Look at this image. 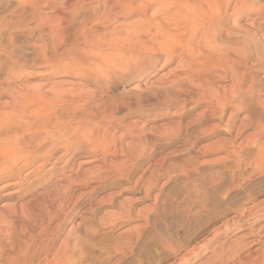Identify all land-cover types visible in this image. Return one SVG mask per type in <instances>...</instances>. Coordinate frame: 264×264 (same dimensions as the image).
Masks as SVG:
<instances>
[{"label": "rangeland", "instance_id": "1", "mask_svg": "<svg viewBox=\"0 0 264 264\" xmlns=\"http://www.w3.org/2000/svg\"><path fill=\"white\" fill-rule=\"evenodd\" d=\"M159 1L0 0V264L264 255V0Z\"/></svg>", "mask_w": 264, "mask_h": 264}, {"label": "bare ground", "instance_id": "2", "mask_svg": "<svg viewBox=\"0 0 264 264\" xmlns=\"http://www.w3.org/2000/svg\"><path fill=\"white\" fill-rule=\"evenodd\" d=\"M80 1V0H79ZM119 2L121 1H125V0H118ZM127 1V0H126ZM142 1V6L139 8L140 9V11H142L143 13L146 11V9L148 8V6L145 4V0H141ZM199 1V0H198ZM201 2L203 1V0H200ZM199 1V2H200ZM148 2V1H147ZM156 2H159V3H161L159 0H156ZM180 1H176V0H169L168 1V3H165L166 5H175V6H178V5H180V3H179ZM186 2H187V4L188 5H190L191 3H190V0H186ZM257 3V2H256ZM258 5V4H257ZM180 27V26H179ZM193 33V32H192ZM178 35V34H177ZM71 91H68V93H70ZM59 93H61V92H58V94ZM62 93H65V92H62ZM61 93V94H62ZM67 92L65 93V94H68ZM56 94V93H55ZM73 94V93H72ZM64 95V94H63ZM62 95V96H63ZM70 95V94H69ZM72 96V95H71ZM69 97V96H68ZM68 97H67V99H68ZM57 98H58V96H57ZM66 98V97H65ZM78 98V97H77ZM60 99V98H59ZM74 100V99H73ZM60 101V100H59ZM55 102V101H54ZM72 104L73 105V103L72 102H70L69 100H67V102L66 101H62V104L60 105V110H65V112H67V109L66 108H70V104ZM59 105V104H58ZM57 108V107H56ZM78 108V107H77ZM77 108H76V110H77ZM55 110V109H54ZM70 112H72V111H70ZM69 112V113H70ZM72 114H73V112L69 115L70 117L72 116ZM72 118V117H71ZM74 120V119H73ZM53 126V125H52ZM55 126V125H54ZM70 127V126H69ZM20 128H22L21 126H20ZM45 130H48V129H46L45 128ZM52 130V129H51ZM59 130H61V129H59ZM49 131V130H48ZM48 131H46V132H48ZM7 133H9V132H7ZM12 133V132H11ZM41 133V132H40ZM44 136L46 137H48V135H45L44 134ZM50 137V136H49ZM15 137H13V139H14ZM39 138V137H38ZM8 139H10V138H8ZM7 139V140H8ZM12 140V139H11ZM18 141H20L19 139H18ZM16 142H17V139H16ZM16 142H14V143H16ZM80 142V141H79ZM41 143V142H40ZM43 143V142H42ZM43 145H45V144H43ZM79 145V144H78ZM19 146V145H18ZM9 147V146H8ZM11 147H12V145H11ZM66 148V147H65ZM10 148H5V147H0V154H2V155H0V157L2 156V158L4 157V156H7V158H8V160L7 161H10L9 162V164L10 165H12V166H15L16 167V165L17 164H19L20 162H22L23 164H22V166L24 165V166H27V165H29L31 162L28 160V159H26L27 157H28V155H27V157L26 158H24V157H22L21 155H19L20 154V152H22V150H20V151H12V149H11V151L9 152L8 150H9ZM23 149H25V148H23ZM25 151V150H24ZM26 152V151H25ZM23 153V152H22ZM24 154V153H23ZM22 154V155H23ZM1 158V159H2ZM37 158V157H36ZM3 159H5V158H3ZM3 161V160H2ZM6 161V160H5ZM45 161H46V159H45ZM44 161V162H45ZM48 161V160H47ZM4 163V162H3ZM1 164H2V162H1ZM8 164V165H9ZM10 165H9V168H10ZM6 163H5V165H4V167L6 168ZM20 167H21V165H19ZM23 166V167H24ZM8 167V166H7ZM19 167V170L22 168H20ZM3 168V167H2ZM12 168V167H11ZM15 170H16V168H14ZM13 169V170H14ZM18 169V168H17ZM4 170V169H3ZM14 170V171H15ZM11 171H12V169H11ZM19 172V171H18ZM255 205V204H254ZM259 205V204H258ZM253 207V206H252ZM250 208V207H249ZM255 207H253V209H254ZM259 208V207H258ZM257 209V208H256ZM251 211H252V209H251ZM248 212H249V209H246V210H243V211H241L239 214H238V216L237 217H235V218H232V221L233 222H231V227L233 226V228H235V227H237L238 225H236V223H235V220H239V219H243L245 216H246V214H248ZM253 212V211H252ZM254 213V212H253ZM251 214V213H250ZM241 223H242V221H240ZM244 223V222H243ZM246 224V223H245ZM247 224H248V219H247ZM249 225H251V224H249ZM240 226V225H239ZM245 226V225H244ZM229 227V226H228ZM249 228V227H248ZM252 228V227H251ZM226 229V228H225ZM236 229V228H235ZM238 229V228H237ZM250 229V228H249ZM232 230V229H231ZM241 230V229H240ZM246 230V229H245ZM248 230V229H247ZM250 231V230H249ZM263 231V230H262ZM251 232H253V230H251ZM250 232V233H251ZM255 233V232H254ZM253 234V233H252ZM256 234V233H255ZM253 236V235H252ZM256 236V235H255ZM259 236V235H258ZM236 239H238V238H236ZM258 240V239H257ZM259 241V240H258ZM258 241L256 242V240H255V242L256 243H258ZM241 242V241H240ZM254 242V243H255ZM260 242V241H259ZM261 243V242H260ZM259 244V243H258ZM248 245V244H247ZM246 245H243V246H241L240 247V251L238 252V250H237V252L236 251H231V249H229V251H231L230 253H229V255H228V260H231V264H264V259H263V254H259L260 252H258V250H257V252H255V251H250L249 250V248L247 247ZM250 247V246H249ZM261 247V246H260ZM262 247H264L263 245H262ZM228 248V247H227ZM235 248V247H234ZM261 249V248H260ZM224 250V249H223ZM226 250V249H225ZM251 250H253V249H251ZM220 251H222V250H220ZM227 251V250H226ZM241 251H245L246 253H244V255L241 257L240 256V252ZM219 254V253H218ZM225 255V254H224ZM221 256V255H220ZM223 258V257H222Z\"/></svg>", "mask_w": 264, "mask_h": 264}]
</instances>
